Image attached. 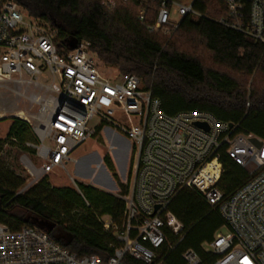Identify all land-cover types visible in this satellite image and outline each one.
Returning <instances> with one entry per match:
<instances>
[{"label":"built area","instance_id":"2783aa9c","mask_svg":"<svg viewBox=\"0 0 264 264\" xmlns=\"http://www.w3.org/2000/svg\"><path fill=\"white\" fill-rule=\"evenodd\" d=\"M138 1L139 19L153 32L177 29L186 16L202 15L194 9L195 0L189 5ZM104 3L115 5L114 0ZM225 5L227 16L219 21L264 45V0H225ZM152 6L156 18L147 22ZM12 78L33 91L39 106L34 116L39 144L27 143L35 149V159L22 158L28 173L25 190L65 167V161L77 163L72 153L106 129L131 141L130 154L117 149V155L127 159L126 177H132L128 191L116 194L126 204L122 224L111 217L102 221L120 242L112 255H79L34 224L14 229L0 222V264H125L126 256L162 264L158 252L168 241V230L184 237V224L168 207L186 188L218 208L229 227L207 245L216 256L211 264H264L263 138L207 111L166 113L138 75L105 74L90 43L78 41L72 49L58 40L57 29L28 16L18 3L0 0V80ZM119 113L129 118L119 122ZM224 153L249 174L228 196L218 186ZM182 257L186 264H204L193 249Z\"/></svg>","mask_w":264,"mask_h":264},{"label":"trees","instance_id":"16d2710c","mask_svg":"<svg viewBox=\"0 0 264 264\" xmlns=\"http://www.w3.org/2000/svg\"><path fill=\"white\" fill-rule=\"evenodd\" d=\"M11 1L18 3L28 16L57 29L59 41L68 45L86 41L105 66L117 68L122 76L138 75L145 88L160 99L166 113L207 111L238 125L239 131L264 139V83L253 84L248 91L234 77L206 68L201 59L178 46V32L195 31L212 53L215 64L243 75L264 74V45L219 21L227 16L225 0H195L194 9L202 15L186 16L169 36L161 30L150 31L141 22L138 0H114L113 7L105 5L106 0ZM155 18L152 6L147 22ZM32 137L29 123L13 118L6 139L0 138V153L9 140L28 148L25 143ZM103 160L113 178L124 187L115 168L116 165L122 175L123 160L109 154ZM221 160L224 172L218 186L228 196L248 181L249 174L225 153ZM91 183L104 190H115L110 177L103 173L102 163ZM25 184V177L0 168V222L14 229L24 224L41 226L56 242L79 255L106 258L120 245L116 234L106 231L98 217L108 215L122 224L126 204L118 195L78 181L87 204L75 188L54 187L48 176L18 194ZM18 207L24 211L21 217L14 213ZM168 210L184 224V237L180 239L168 230V241L160 248L158 260L162 264H186L182 255L193 249L204 264H211L216 256L205 244L213 241L225 222L219 209L209 205L198 192L186 188L174 197ZM124 261L143 264L130 256Z\"/></svg>","mask_w":264,"mask_h":264},{"label":"rangeland","instance_id":"374dc122","mask_svg":"<svg viewBox=\"0 0 264 264\" xmlns=\"http://www.w3.org/2000/svg\"><path fill=\"white\" fill-rule=\"evenodd\" d=\"M191 1L192 0H176V3L189 5ZM177 8L178 7L174 5L173 11H176ZM24 12L26 13L25 10ZM176 17H179L177 13ZM225 17L226 16H223V18ZM161 31L169 36V34L172 32V29ZM177 35V41L180 50H183L201 59L206 68H215L227 73L228 75L237 79V81L241 85H243L244 88L248 89V91L252 89L253 84L264 83V74L261 72H255L253 75H243L240 72L215 64L212 60V53L205 47L203 39L197 32L181 31L178 32ZM95 58L101 70L105 74L109 76H117L118 78L125 77L120 74L117 68L105 66L102 61H100L96 56ZM20 92H23L25 96L21 97L19 95ZM32 93L33 91L29 89H22L13 78L0 80V138L6 139L9 128L13 123V118H19L27 121L31 127V134L33 136L25 143V146L28 148H25L24 145L20 144L17 141H7L3 147L2 152L0 153V168L8 171H13L16 174L25 177L26 181L28 179V173L23 166L22 158L24 156H31L33 159H35L36 153L35 149L32 146H28L27 143L39 144V139L35 132V127L38 124V121H35L34 119V116L38 112L39 106L38 104L33 102V97L31 96ZM8 108L18 109L19 111L24 112L25 116L19 115L17 114V112H10ZM127 118H129V115L127 116L126 114L120 113L117 115V120L119 122L125 121L127 120ZM111 144H113L115 147H118V149L120 150L123 149L124 153H126L127 150V154H130L131 141L120 133H114L110 129H106L104 130L103 135H99L97 137H94L93 139L88 140L72 153L71 157L77 159V163H74L73 161H65V167H57L55 172L50 173L48 175L50 184L54 187L70 186L75 188L77 191L78 189L75 186V183H77L78 181L97 187L91 183V180L94 174L100 170L101 163L103 164V173H106L108 176H112V173L108 170L103 160L104 156L107 154H109L111 158L112 155L118 157V150L112 147ZM123 163L124 168L122 170V175L118 172L115 163L114 165L120 182L124 185V187L120 186V183H118L117 180L113 178L112 183L115 187L114 191L104 190L99 187L97 188L115 195L119 193L120 190H128L131 187L132 174L129 173V178L126 177L128 164L126 158L123 159ZM24 187L25 185L18 191V194L24 193L26 191ZM14 213L18 217H21L23 216L24 211L18 207L14 209ZM98 217L100 221H103L110 216L99 215ZM218 232L224 234L229 232V227L225 222L218 229ZM205 245L207 248L208 243H206Z\"/></svg>","mask_w":264,"mask_h":264},{"label":"bare ground","instance_id":"6f19581e","mask_svg":"<svg viewBox=\"0 0 264 264\" xmlns=\"http://www.w3.org/2000/svg\"><path fill=\"white\" fill-rule=\"evenodd\" d=\"M8 110H9L10 112H17V114L25 116L24 112L19 111L18 109H15V108H10V109H9V108H8Z\"/></svg>","mask_w":264,"mask_h":264},{"label":"water","instance_id":"95a60500","mask_svg":"<svg viewBox=\"0 0 264 264\" xmlns=\"http://www.w3.org/2000/svg\"><path fill=\"white\" fill-rule=\"evenodd\" d=\"M77 42L78 41H74L72 44H70V48H72V49L75 48L77 46ZM198 124H200V123H198ZM36 226H38V225H36ZM38 227L42 228L41 226H38Z\"/></svg>","mask_w":264,"mask_h":264}]
</instances>
